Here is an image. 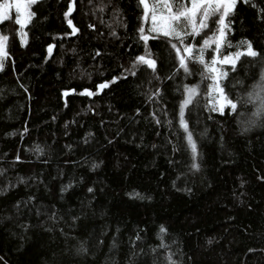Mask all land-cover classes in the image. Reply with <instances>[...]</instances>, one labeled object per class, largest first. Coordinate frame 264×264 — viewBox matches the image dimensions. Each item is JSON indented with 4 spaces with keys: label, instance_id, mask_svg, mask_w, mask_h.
Masks as SVG:
<instances>
[{
    "label": "trees",
    "instance_id": "trees-1",
    "mask_svg": "<svg viewBox=\"0 0 264 264\" xmlns=\"http://www.w3.org/2000/svg\"><path fill=\"white\" fill-rule=\"evenodd\" d=\"M69 2L74 35L63 16ZM29 11L24 47L15 14L0 23L9 37L0 70V264H164V253L177 264H264V122L241 132L253 105L240 103L232 115L205 111L201 66L190 62V75L178 70L171 78L174 53L163 39L149 41L159 79L143 67L129 73L145 51L137 0H40ZM228 19L226 39L233 46L247 39L260 54L242 58L235 72L224 66L235 101L256 84L264 62V0H237ZM204 33L211 35L205 29L187 42L198 46ZM113 77L91 98L78 94ZM196 84L198 102L186 109L197 133L193 172L177 112L184 86ZM157 88L161 94L148 100ZM159 226L171 245L163 252ZM81 243L85 256L75 254Z\"/></svg>",
    "mask_w": 264,
    "mask_h": 264
},
{
    "label": "snow or ice",
    "instance_id": "snow-or-ice-1",
    "mask_svg": "<svg viewBox=\"0 0 264 264\" xmlns=\"http://www.w3.org/2000/svg\"><path fill=\"white\" fill-rule=\"evenodd\" d=\"M40 0H3L0 3V23L9 19V12L11 9H15V24L20 26V29H24L25 26L31 21L35 15L34 11H29L33 5H38ZM91 3V0H90ZM243 3L248 4L249 0H243ZM237 6V0H137V7L142 9L140 15V24L137 29L139 41L143 42L145 51L141 55H137L131 62V67L127 71L133 75L137 70L143 67L148 70L153 79H159L157 72L159 71V61L149 51L150 40H161L168 45L170 49V56L174 53L175 64L173 65V71L171 78H175L178 74V70H182L185 76L190 75L189 63H195L201 66L202 71L200 73L201 82L207 81V91L205 93L206 105L205 111L210 113H217L220 116L226 114L232 115L237 110L238 104L250 103L253 105L254 111L251 114V118L244 122V126L241 128V132H247L252 127L256 126L258 122H264V62L261 64L259 79L255 85L248 91V93L241 97L237 95L234 101L230 94L227 92V85L224 83L228 77L229 72L225 70L224 66L230 68L235 72L238 70V62L241 65L245 63L242 58H250L256 60L259 58V53L253 49L251 42L247 39L239 41L235 46L226 39V33L232 32L231 20L228 19L232 16L233 10ZM255 7V5H253ZM100 12H104L105 6L101 5L98 9ZM73 11V4L69 2L67 4V11L63 13L65 20L68 23V27L71 28V34L77 32V28L73 27L72 21L68 20L69 13ZM117 16L120 15L118 9L113 10ZM258 13L260 12L257 9ZM212 18H215L214 20ZM145 21H148L145 24ZM214 23L215 27H210V24ZM205 29L211 32V35L204 33V38L197 42V45L188 43L189 39L195 40ZM111 35L115 36L116 32L112 31ZM20 37V46L24 47L26 42V33L23 31L17 32ZM9 40L7 35H0V70L3 69L4 61L8 58L6 52V42ZM235 47V51L224 54V46ZM53 46L49 44L47 51L49 54L52 52ZM209 52L210 60L205 57V52ZM96 55H100L99 52ZM117 78L113 77L112 81H106L98 83L96 85L95 93L84 89L79 92L80 96H87L91 98L93 95H97L101 90L107 88L109 83H114ZM201 92L200 84L188 86L185 85L183 92L181 93L182 99L178 103V125L179 130L183 132V141L186 146V151L190 156L191 163L189 165L193 172L199 171L200 165L198 163L199 152L198 145L195 140V133L186 117V109L190 111L189 106L194 102H198ZM69 92L62 93L63 96H67ZM161 90L157 88L151 95L147 97L148 100H152L153 96H159ZM153 121L160 126V121L156 116L152 117ZM165 123L171 125L173 121L167 120V113H165ZM206 132V130H205ZM205 132L199 133L200 136H204ZM175 134L179 135V132ZM89 135H91L89 133ZM87 142V141H86ZM139 147V145H138ZM155 147V145H153ZM174 152L179 150V146H175L172 149ZM36 154L39 155L41 150L37 147L35 149ZM17 161L19 157L16 158ZM98 165L93 163L92 169L97 168ZM260 179V177H257ZM23 183L24 181H20ZM72 185L69 183L61 187V194L66 192ZM7 189H5L6 191ZM89 193L93 191L91 187L87 189ZM3 192H0L2 195ZM136 198L143 199L144 197L134 194ZM33 198L29 197V201ZM18 210V206H17ZM39 211L37 215H39ZM55 213L50 219H54ZM76 218L74 217V220ZM27 228L28 225H24ZM167 233V229L164 226H159L157 233V240L159 244L157 248L163 252L164 249H170L171 245L164 242V237ZM139 239V237H137ZM115 241V237L113 238ZM174 243V242H173ZM116 247L115 242L111 245V249ZM88 249L84 243H81L80 247L76 249L75 254L78 256H85L88 254ZM156 251V249H153ZM252 251V249H249ZM173 255L164 253V264H177V261L173 259Z\"/></svg>",
    "mask_w": 264,
    "mask_h": 264
},
{
    "label": "rangeland",
    "instance_id": "rangeland-1",
    "mask_svg": "<svg viewBox=\"0 0 264 264\" xmlns=\"http://www.w3.org/2000/svg\"><path fill=\"white\" fill-rule=\"evenodd\" d=\"M241 1H243V0H241ZM252 0H249V2H251ZM14 13L15 14V16H16V13H15V9H11L10 10V12H9V16H10V13ZM21 31H24L23 29L21 30ZM205 54H206V52H205ZM207 59H209L210 60V56L209 57H206Z\"/></svg>",
    "mask_w": 264,
    "mask_h": 264
}]
</instances>
